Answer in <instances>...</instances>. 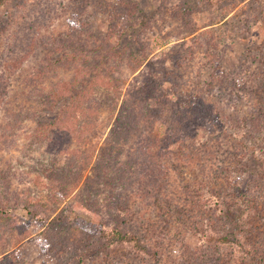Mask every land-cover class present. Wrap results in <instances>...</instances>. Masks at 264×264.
I'll list each match as a JSON object with an SVG mask.
<instances>
[{"label":"rangeland","instance_id":"rangeland-1","mask_svg":"<svg viewBox=\"0 0 264 264\" xmlns=\"http://www.w3.org/2000/svg\"><path fill=\"white\" fill-rule=\"evenodd\" d=\"M209 2L1 1L0 264H155L156 250L159 264H264V0ZM114 18L111 43L147 57L136 71L137 60L119 63L122 92L156 79L183 107L158 102L152 119L140 106L135 130L110 137L120 103L100 91L84 126L69 120L38 138L61 109L39 93L71 83L83 61L50 72L44 64L58 60L62 42L89 53ZM246 200L240 229L219 218ZM113 220L129 239L108 235Z\"/></svg>","mask_w":264,"mask_h":264},{"label":"trees","instance_id":"trees-1","mask_svg":"<svg viewBox=\"0 0 264 264\" xmlns=\"http://www.w3.org/2000/svg\"><path fill=\"white\" fill-rule=\"evenodd\" d=\"M1 1L2 0H0V3ZM213 2L214 0H210V2L207 3V5L209 4V7L211 9L214 8ZM136 7H138L137 3L132 7L128 4V12H126V22L128 21L127 28H130V25H132V19L128 16L132 17L137 13L138 10H141L139 7L136 9ZM134 9L136 10L134 11ZM192 9L193 8H189L187 5L182 7L181 12L182 14H184V16L182 14L181 15L185 18V24H191L190 21H188L187 15H191ZM229 19L230 18H223L220 20V22L227 23ZM109 25L110 29L108 30L107 36L102 37L103 41L95 45L89 53L84 54V44L81 42L80 45V41H77V43L75 40L68 41L67 43L62 42L59 44V52H57L59 55L58 60H50L46 64H44L43 71L50 72L51 70H55L57 66L62 65L64 61H76L77 59L83 61V64L82 62L79 64L80 68L77 73L74 74L71 83L63 82L58 86L53 87V89L49 90L48 92L41 91L39 93L40 101L42 102V100H45V104L48 105L47 109H49L50 111L55 110V106L58 105H61V109L55 121L41 122V129L44 130L41 132L39 131L38 138L43 137V134H45V136L49 138L51 130H54L57 126H59L60 123L64 124L69 120L80 119V122H83L84 126L88 114L87 112L93 109L94 105L96 104V101L99 100L95 99L93 95L100 93V91L106 92L107 97H109L108 99L109 101H111L112 105L116 104L115 99H117V102L120 103L119 111L117 117L115 118V124L113 125L110 137L112 135H115L116 133L118 134L119 132H122L123 129H125V132L130 131L131 129L135 130V128L140 123L138 122V118L140 116L138 108L140 106L141 108L149 109L148 117H152V119L157 115V109H155L154 106H156L158 102L169 103L172 101L175 102V104H178L179 107H183V105L177 103L178 92L174 91L172 94H170L167 91L169 86H167V84H165L164 82L157 81L156 79L148 78L145 82L142 83L141 86H133L132 89L126 90L125 93L122 92L123 90L122 88L120 89V84L118 83V81H120L119 79L121 78L116 76V72L118 74H122V68L120 67L119 63L125 60L126 57L127 59L137 60V67L134 64L133 69V71H136L137 68L147 62V57L144 54L143 56H140L141 54L139 52H135L129 46H126L127 44L121 46L120 39L117 40L116 45L112 44L111 39L116 33L115 31L117 30L118 22L114 18V21H110ZM82 26H87V24L83 23ZM82 71L84 73L86 71L89 74V78H84L83 80H81L80 76ZM112 93L115 95V98L111 97ZM134 93L140 94L139 96H137ZM174 96L175 98L177 97V100L173 98ZM152 100H154L155 105H153ZM149 105L151 107H149ZM213 107L216 108V106L214 105ZM134 115L137 119L134 118ZM262 126L264 127V124ZM257 140H259V137L257 138ZM260 143L261 144L258 148V153L256 157L262 159L264 157V138L262 139V141H260ZM247 148V151L242 153L244 154V157L249 159L252 154L251 151H253L254 153L255 148H253V150H251L252 148L250 147ZM101 173L103 174V179L105 181L104 183L108 185L109 188H112V190H117L118 188L116 187L118 185L115 183V180L111 178L110 171L107 169H103V171L101 170ZM109 192L112 191L109 190ZM111 194L112 196L111 199H109L110 201H112L113 196L116 195L114 193ZM247 201L248 200L242 202V206L238 207L240 208L239 213L235 212V214H233L228 211L224 213L223 217L219 216V218H221L223 222L227 221V226L231 225V228H236L237 230L238 228L240 229L244 222H246L244 209H248V207H250L248 204L251 199L248 203ZM109 206L111 207V209L117 210L118 213L119 211H121L119 206H117V203H109ZM235 211H239V209H236ZM119 215L121 214H117V218H119ZM111 225L112 226L108 228L110 230L108 235L112 234L117 238H122L123 240L129 239L127 233L122 234L121 223H119L117 220H113ZM218 226L220 229L226 228L225 224ZM228 238V235H225L222 236V238L220 239L228 240ZM240 240L242 241V239L238 238L237 242L240 243ZM237 242L232 241L231 243L237 244ZM156 251L158 252V250ZM157 252H153V258L157 261L155 262V264H159V256Z\"/></svg>","mask_w":264,"mask_h":264}]
</instances>
